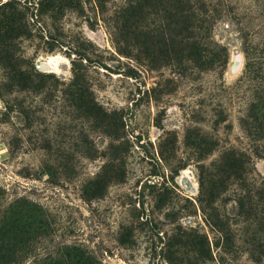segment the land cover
I'll use <instances>...</instances> for the list:
<instances>
[{"label":"rangeland","instance_id":"obj_1","mask_svg":"<svg viewBox=\"0 0 264 264\" xmlns=\"http://www.w3.org/2000/svg\"><path fill=\"white\" fill-rule=\"evenodd\" d=\"M0 264H264V0H0Z\"/></svg>","mask_w":264,"mask_h":264}]
</instances>
